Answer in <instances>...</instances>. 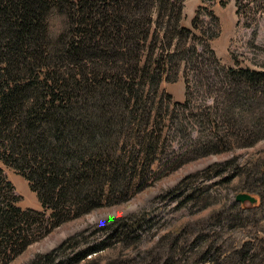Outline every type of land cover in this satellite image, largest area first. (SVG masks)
<instances>
[{
    "label": "trees",
    "instance_id": "obj_1",
    "mask_svg": "<svg viewBox=\"0 0 264 264\" xmlns=\"http://www.w3.org/2000/svg\"><path fill=\"white\" fill-rule=\"evenodd\" d=\"M233 2L237 25L255 29L264 0ZM184 3L0 0V162L41 206L21 207L0 167V264L191 161L264 137V69L224 65L210 45L219 17L202 5L186 25ZM179 76L181 102L161 88ZM236 160L221 163L234 169L224 181L255 202L209 200L226 214L210 231L202 218L181 222L143 247L140 220L122 217L91 227L102 238L75 232L19 264H264V160Z\"/></svg>",
    "mask_w": 264,
    "mask_h": 264
},
{
    "label": "rangeland",
    "instance_id": "obj_2",
    "mask_svg": "<svg viewBox=\"0 0 264 264\" xmlns=\"http://www.w3.org/2000/svg\"><path fill=\"white\" fill-rule=\"evenodd\" d=\"M220 1H224L225 4L220 5ZM187 5L191 8V14L188 11L189 15L184 18L183 22L186 25H190L195 10L202 5H210L219 17L221 33L210 42V45L224 65L233 66L237 61L242 67L264 69V15L258 20L256 28L252 29L244 27L242 23L237 25L233 0H185L186 8ZM253 30H256V36L254 45L251 46ZM161 88L170 93L173 100L180 102L184 100V83L181 76L175 82L163 81ZM196 104L199 105V101H196ZM233 155L237 156L236 162L239 164L247 159V166L255 160H264V137L250 148H239L232 153L210 155L191 161L121 205L104 207L63 224L40 242L28 247L13 264L21 263L34 252L50 251L72 233L86 230L89 236L92 226H105L111 220L122 217L140 220L139 226L142 231L140 244L143 247L159 241L158 239L173 225L181 222L188 228L191 227V223H196L195 220L202 218L203 224L208 223L207 228L210 231V226L216 228L217 221L226 214L214 211L219 207L208 205L209 200L216 198L235 200L237 194L230 188L235 182L234 179L230 183L224 181L234 175L233 166L228 169L227 165L221 164ZM0 167L20 195L21 207L32 208L39 203L35 193L29 189L21 175L2 163ZM217 171L219 172L216 173ZM193 195L197 200L191 201ZM103 236V234L89 236L88 240Z\"/></svg>",
    "mask_w": 264,
    "mask_h": 264
},
{
    "label": "water",
    "instance_id": "obj_3",
    "mask_svg": "<svg viewBox=\"0 0 264 264\" xmlns=\"http://www.w3.org/2000/svg\"><path fill=\"white\" fill-rule=\"evenodd\" d=\"M235 200L238 202H243L245 200H247L249 202H255V198L252 197L251 195L247 194V193H238L235 196Z\"/></svg>",
    "mask_w": 264,
    "mask_h": 264
},
{
    "label": "crops",
    "instance_id": "obj_4",
    "mask_svg": "<svg viewBox=\"0 0 264 264\" xmlns=\"http://www.w3.org/2000/svg\"><path fill=\"white\" fill-rule=\"evenodd\" d=\"M188 8V9H187ZM187 8H186V6H184V8H183V13H184V17H186V16H188L189 14L187 13L188 11L190 12V10H191V8H190V6H188L187 5ZM190 14H191V12H190ZM1 163V162H0ZM20 202V201H19ZM20 205V204H19ZM32 208H34V209H40L41 208V206H40V204L38 203V204H35V205H33L32 206Z\"/></svg>",
    "mask_w": 264,
    "mask_h": 264
}]
</instances>
